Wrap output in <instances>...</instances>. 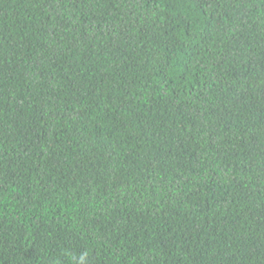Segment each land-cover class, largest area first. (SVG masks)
<instances>
[{"label":"trees","instance_id":"16d2710c","mask_svg":"<svg viewBox=\"0 0 264 264\" xmlns=\"http://www.w3.org/2000/svg\"><path fill=\"white\" fill-rule=\"evenodd\" d=\"M264 264V0H0V264Z\"/></svg>","mask_w":264,"mask_h":264},{"label":"clouds","instance_id":"9594fccd","mask_svg":"<svg viewBox=\"0 0 264 264\" xmlns=\"http://www.w3.org/2000/svg\"><path fill=\"white\" fill-rule=\"evenodd\" d=\"M72 259L76 262V264H83L84 256L82 255L79 260H76V257H72Z\"/></svg>","mask_w":264,"mask_h":264}]
</instances>
